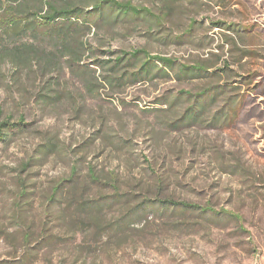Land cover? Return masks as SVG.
<instances>
[{"label":"rangeland","instance_id":"374dc122","mask_svg":"<svg viewBox=\"0 0 264 264\" xmlns=\"http://www.w3.org/2000/svg\"><path fill=\"white\" fill-rule=\"evenodd\" d=\"M118 1L151 14L92 29V47L145 48L186 62L219 56L264 83V0ZM232 39L248 54L231 52ZM208 80L106 87L84 94L75 112L37 104L35 76L0 62V121H22L0 134V264H264V107L248 103L237 119L210 122L220 100L197 124L162 125L182 108L158 105L159 95ZM48 142L60 151H46ZM75 165L80 178L89 168L102 177L84 199L117 190L125 200L93 214L73 206L62 189ZM163 199L207 211L156 201Z\"/></svg>","mask_w":264,"mask_h":264},{"label":"trees","instance_id":"16d2710c","mask_svg":"<svg viewBox=\"0 0 264 264\" xmlns=\"http://www.w3.org/2000/svg\"><path fill=\"white\" fill-rule=\"evenodd\" d=\"M140 14L151 12L128 1L62 0L58 3L53 0H0V62H7L14 70L26 71L35 76L38 83L33 98L44 108L55 109L66 103L78 112L84 94L95 96L106 87L122 91L126 87L155 79L202 81L208 78L206 86L200 85L194 90H167L157 97L156 103L165 105L168 110L174 106L182 108L180 113L173 111L169 119L165 118L163 126L180 128L184 124H197L202 121L205 108L220 100L222 109L211 115L210 122L235 120L248 103L263 110L264 100L258 103L255 95L264 94L261 89L264 83H259L255 72L238 73L228 60L221 61L219 56L214 61L186 62L170 56L150 54L145 48L100 50L89 43L88 35L92 29L125 23ZM220 24L216 22L214 26ZM226 27V30L236 34L240 31ZM229 50L237 51L239 59L248 54L233 39ZM65 75L75 79L83 89H67L62 79ZM173 116L176 118L173 119ZM20 123L22 121L12 124L0 121V134L5 128L11 129ZM101 136L104 138L106 134ZM91 140L96 139L91 138L81 146ZM52 148L56 152L60 151L54 142L45 145L46 151L51 152ZM101 178L91 168L84 178H80L75 165L70 178L66 180L68 185L62 189L67 194L65 198L89 214L100 212L108 202L125 200L117 190L111 196L84 199L91 185L100 183ZM59 184L55 185L54 192ZM156 201L163 206L207 211L206 208L183 201ZM89 219L95 227L100 226L99 217L91 215Z\"/></svg>","mask_w":264,"mask_h":264}]
</instances>
